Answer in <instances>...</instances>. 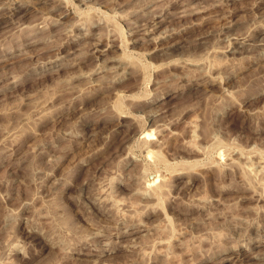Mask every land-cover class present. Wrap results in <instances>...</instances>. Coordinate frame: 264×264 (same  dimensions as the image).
Instances as JSON below:
<instances>
[{
	"label": "rangeland",
	"instance_id": "obj_1",
	"mask_svg": "<svg viewBox=\"0 0 264 264\" xmlns=\"http://www.w3.org/2000/svg\"><path fill=\"white\" fill-rule=\"evenodd\" d=\"M13 11L0 264H264V0Z\"/></svg>",
	"mask_w": 264,
	"mask_h": 264
},
{
	"label": "bare ground",
	"instance_id": "obj_2",
	"mask_svg": "<svg viewBox=\"0 0 264 264\" xmlns=\"http://www.w3.org/2000/svg\"><path fill=\"white\" fill-rule=\"evenodd\" d=\"M87 1V0H86ZM38 2H43V0H38ZM46 2V1H45ZM83 3V2H82ZM87 2H85V4H86ZM7 8H10V7H7ZM18 10L16 7L15 8H13V10ZM14 10V11H15ZM11 12L9 15H7L6 16V18L3 20L2 18L0 19V27H2V26H4V25H6V24H8V23H13L14 21H15V12ZM2 17V16H1ZM201 42H205V41H201ZM244 43V42H243ZM150 134V133H149ZM150 151V153H151V150H149ZM151 176V175H150ZM155 177L154 176H152L151 178H149V179H151V180H153ZM158 186H160V185H158ZM133 232V231H132ZM259 246V245H258ZM250 255V254H249ZM239 258H241V256H239ZM222 259H223V257H222ZM221 261V260H220ZM224 262V261H223Z\"/></svg>",
	"mask_w": 264,
	"mask_h": 264
}]
</instances>
